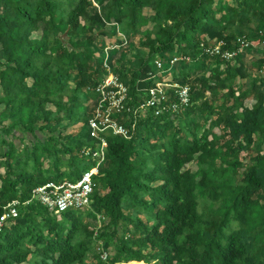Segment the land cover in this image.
Here are the masks:
<instances>
[{
    "label": "trees",
    "instance_id": "obj_1",
    "mask_svg": "<svg viewBox=\"0 0 264 264\" xmlns=\"http://www.w3.org/2000/svg\"><path fill=\"white\" fill-rule=\"evenodd\" d=\"M117 31L130 38L109 52L130 137L104 133L90 204L56 214L31 191L92 165L95 52L123 44ZM217 39L235 55L205 52ZM243 43L262 48L259 75ZM176 55L188 105L136 110L166 75L154 59ZM13 200L0 264H264V0H0V215Z\"/></svg>",
    "mask_w": 264,
    "mask_h": 264
},
{
    "label": "built area",
    "instance_id": "obj_2",
    "mask_svg": "<svg viewBox=\"0 0 264 264\" xmlns=\"http://www.w3.org/2000/svg\"><path fill=\"white\" fill-rule=\"evenodd\" d=\"M212 43L205 48V52L211 56L214 53H219L223 58L228 59L235 55V51L221 50L223 45L221 39L214 40ZM244 44L248 43H243L242 45ZM110 46H105L99 56L105 71L93 90L96 104L87 123L88 135L99 140V143H96L94 147L89 145L82 149V153L92 160V165L84 169L80 178L76 181L64 180L61 183L48 181L34 186L31 191V198L37 199L46 209L56 214L62 213L69 207L84 210L90 204V195L95 185L93 177L98 174V168L105 161L107 141L104 133L109 131L114 135H122L125 138L130 137L128 129L118 120V116L124 110L125 102L128 98L127 87L111 70L109 49L114 47ZM178 58L180 57L177 55L168 60L156 58L155 65L157 70L162 73L165 71L164 66L167 63L171 64ZM171 88L174 89L177 102L165 104L167 90ZM147 93L146 98L140 102L136 110L145 111L147 107H152L153 113L159 115L165 111L175 112L180 106L186 107L189 103V87L184 84L171 83L164 78L156 80L155 85L150 87ZM16 204L17 201L13 200L3 206L4 212L0 215V227L8 217L17 215ZM101 256L106 259L107 253L103 252Z\"/></svg>",
    "mask_w": 264,
    "mask_h": 264
},
{
    "label": "rangeland",
    "instance_id": "obj_3",
    "mask_svg": "<svg viewBox=\"0 0 264 264\" xmlns=\"http://www.w3.org/2000/svg\"><path fill=\"white\" fill-rule=\"evenodd\" d=\"M95 4V6L97 7V4L96 3H94ZM108 26H110L111 27V29L112 30H114V31H116V27H115V29H113V27H112V25L111 24H109L108 23ZM117 35L119 36V38L123 41V44H121V45H115V44H111L110 43V41H109V39L108 38H106L105 37V39L103 38V41H104V46H103V48L105 47V46H107V45H111L110 47H114V48H117L118 50H121V47H126L129 43H130V38H129V36H125V35H121V33L120 32H118L117 31ZM96 44V43H95ZM97 46H99L98 44H96ZM100 47V46H99ZM246 48L248 49V50H250L251 51V49L252 48H255L254 47V45H252V44H244V45H242L240 48H239V50H238V53H240V55H241V58H242V54L241 53H244V51L246 50ZM245 49V50H244ZM95 55L97 56V57H99L100 56V51L97 49L96 50V52H95ZM118 55H120V52H118ZM117 55V56H118ZM110 57V56H109ZM173 56H171V57H168V58H165L164 60H168V59H170V58H172ZM178 60H176L175 62H173V63H171V64H169V63H167L166 65H165V71H163L162 73L165 75L163 78L165 79V80H167V81H170L171 83H176V84H182L181 82H180V80L181 79H178V80H176L175 82L173 81V78H172V73H170V72H168V70H171L172 69V67H173V65L175 64V66L173 67V70L175 69V67H176V65L178 66L179 65V62L180 61H178ZM242 61L244 62V58H242ZM248 62V61H247ZM247 68V67H246ZM159 71L157 70V73H158ZM94 97V96H93ZM246 104L248 103V100L245 102ZM94 102L92 103L91 102V100H89L88 102H87V109H88V112L91 114L92 113V111H93V109H94ZM77 125H80V123H78V124H76L75 126H77ZM186 168H188V169H190V170H195V168H196V165H195V163L194 162H190V163H188V164H186V166H185ZM84 211V210H83ZM97 225H98V223H97ZM108 254H109V252H108ZM132 264H146V263H144V262H135V261H132L131 262ZM87 264H94V263H87Z\"/></svg>",
    "mask_w": 264,
    "mask_h": 264
},
{
    "label": "crops",
    "instance_id": "obj_4",
    "mask_svg": "<svg viewBox=\"0 0 264 264\" xmlns=\"http://www.w3.org/2000/svg\"><path fill=\"white\" fill-rule=\"evenodd\" d=\"M254 47L255 48H252L251 51L248 50L247 48H246V50L244 49L245 50L244 53H241V54H242V58H244V63H245V66L247 67L248 72H250L252 75H256V74L259 75L260 71H259L257 65L255 64V61L261 55L262 48L257 47L256 45H254ZM112 49H114V48H112ZM112 49H109V52H111ZM115 49H117V48H115ZM117 55H118V51L113 54L112 58H115ZM91 102L92 103L94 102V106H95L96 103H95L94 97L91 98Z\"/></svg>",
    "mask_w": 264,
    "mask_h": 264
}]
</instances>
